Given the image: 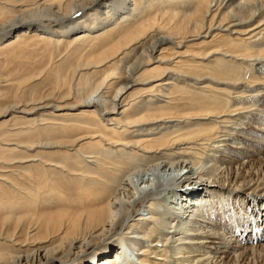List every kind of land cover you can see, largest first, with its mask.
<instances>
[{"label": "bare ground", "instance_id": "1", "mask_svg": "<svg viewBox=\"0 0 264 264\" xmlns=\"http://www.w3.org/2000/svg\"><path fill=\"white\" fill-rule=\"evenodd\" d=\"M0 93V264H264V0H0Z\"/></svg>", "mask_w": 264, "mask_h": 264}, {"label": "rangeland", "instance_id": "2", "mask_svg": "<svg viewBox=\"0 0 264 264\" xmlns=\"http://www.w3.org/2000/svg\"><path fill=\"white\" fill-rule=\"evenodd\" d=\"M136 57H137V58L140 57V53H139V52L136 53ZM38 71H40V70H38ZM38 71H34L35 74H37ZM36 72H37V73H36ZM3 73H4V72H3ZM22 76H23V75H22ZM17 77L20 79V83L24 81V80H21V76H20V74H18ZM38 78H39V79L42 78V75H41L40 77H38ZM34 79H35V78L25 80V81H27V83H25V84H24V83L21 84V85H20V90L25 91L26 88H27V85L30 84L31 82H33ZM39 90H40V91H38V94H40V95H46V94L51 93V92H57L56 90H53L52 88H48V87H46V88H45V87H41ZM6 94L9 96V93H6ZM23 95H24V94H23ZM26 97H27V96H26ZM7 101H12V100L9 99L8 97H6L5 94H1V93H0V104H1V105H0V110H1L2 107H4V106L7 104ZM2 102H3V103H2ZM258 175H259V176H261V175L263 176V173H262V172H258ZM261 179L264 180V177L261 178Z\"/></svg>", "mask_w": 264, "mask_h": 264}]
</instances>
